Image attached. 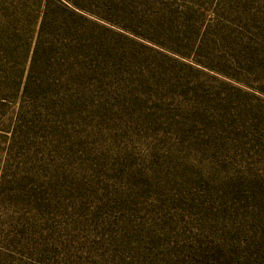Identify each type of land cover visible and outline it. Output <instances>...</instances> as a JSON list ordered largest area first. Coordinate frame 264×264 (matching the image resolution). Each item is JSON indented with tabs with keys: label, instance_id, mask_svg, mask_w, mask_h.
I'll list each match as a JSON object with an SVG mask.
<instances>
[{
	"label": "rangeland",
	"instance_id": "374dc122",
	"mask_svg": "<svg viewBox=\"0 0 264 264\" xmlns=\"http://www.w3.org/2000/svg\"><path fill=\"white\" fill-rule=\"evenodd\" d=\"M73 1L0 0V264H245L264 0Z\"/></svg>",
	"mask_w": 264,
	"mask_h": 264
},
{
	"label": "trees",
	"instance_id": "16d2710c",
	"mask_svg": "<svg viewBox=\"0 0 264 264\" xmlns=\"http://www.w3.org/2000/svg\"><path fill=\"white\" fill-rule=\"evenodd\" d=\"M50 1L51 5V13H57L58 15H62L63 20V30L66 32L71 31L73 28L72 24L67 22H75L76 20L83 19L87 23L85 24L86 27H84L85 35H86V41H87V47L90 49L96 44L94 42L98 41L100 38L98 35H95L93 33L94 29H99V26L97 23L83 17V15H80L74 8L79 9L81 8L76 1H63V0H48ZM49 4L43 3L42 9L38 11V31L42 30L45 24V20L48 14V10L50 8ZM73 7V8H72ZM40 13V16H39ZM67 15V16H64ZM76 19V20H75ZM38 20V19H37ZM75 32V31H71ZM99 45V44H98ZM249 197V196H246ZM255 194L251 195V198H254ZM263 202H264V196H263ZM256 217L258 219L256 224H251L250 230L252 231V235L250 236L253 240L254 249L247 248V254L245 257V264H264V206H262L261 209H258ZM233 254L236 255V252L233 251Z\"/></svg>",
	"mask_w": 264,
	"mask_h": 264
}]
</instances>
